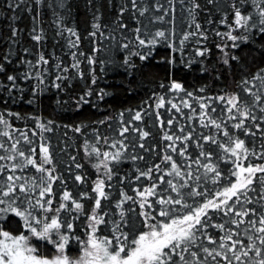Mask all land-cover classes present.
<instances>
[{
  "label": "snow or ice",
  "instance_id": "6c2138e0",
  "mask_svg": "<svg viewBox=\"0 0 264 264\" xmlns=\"http://www.w3.org/2000/svg\"><path fill=\"white\" fill-rule=\"evenodd\" d=\"M110 2L111 0H109ZM131 3L133 8H135L137 0H131ZM207 3L213 5L218 3V0H207ZM85 6L89 12H92L93 18L91 24L93 30L87 36L95 37L97 33L104 35L99 22L101 19L100 6L95 3V0H85ZM229 6L232 9L231 22H228L227 14L220 20V23L226 25L227 31H215V35L221 37L225 42L215 44V47L221 54L218 57L219 62L230 68L233 61L239 62L241 59L232 50L240 49L242 44L256 43L261 45V55L264 56V0H251V3H249V0H233ZM7 7L13 13H16L17 9H19L21 12L26 11L29 14L33 23L31 39L37 44L45 39L44 31L39 27L42 11L44 7L51 8L53 15L56 17L53 20L57 29L56 36L63 37L69 48L79 49L82 40L81 35L75 27H69L65 23V20L73 11L68 0H57L55 4L52 3V0H9ZM201 7L198 0H191L189 12L194 14ZM253 10L256 13L255 16L251 14ZM124 11L125 9L121 8L117 17V27L120 30L128 29V25L121 20ZM138 11L139 15L143 16L148 9L143 8L138 9ZM157 11H159V7ZM17 19L18 15L16 14L11 17L10 40L13 44L17 43L16 37L21 31L15 26ZM158 19L163 20V16L158 17ZM193 23L195 24L196 32L184 33L178 43L172 40V36L175 33H166L164 30H157L151 39L142 38L139 35L141 29L137 27L133 30L137 33L134 39H128L127 42L119 43V49L125 50V54L120 56L119 59L107 62L101 61V64L112 65L113 71L122 77L120 86L131 94L137 84V73L142 76L145 68L153 66L155 57L152 50L158 44L162 43L170 51L167 56L159 61H155V63L166 65L165 77L168 80L167 90L175 93L183 92L186 96L193 97V93L188 91L183 83L176 78L177 73L180 71H199L201 75L207 74L209 67L206 61L212 51L211 47L201 45L194 49V55L190 57L186 55L185 42L189 41L191 36L195 35L200 37L196 41L197 44H201V40L207 41L209 39L207 30L201 31V24L196 22L195 15H193ZM208 23L212 24L213 20L209 18ZM107 38L111 39L113 37L109 36ZM228 41H231V44ZM144 49H148V51H144ZM98 50L93 49L94 52ZM24 53L28 54L29 49L25 48ZM13 55V50L9 49L8 54L0 58V75H3V79L0 80V102L4 104L23 102L27 105H37L42 102V95L54 87L57 89L55 97L56 104L62 107L69 103L68 100L60 99L59 94L68 90L71 87V80L76 77L61 74L67 72L69 69L68 67L61 66L58 57H54L57 60V63L54 65L57 69V74L54 76V79L46 83L49 70L42 68V66L49 65V58L43 53L38 54L35 61L27 59L26 56L21 57L18 63L24 65V70L19 73L8 74L7 66L13 62L11 58ZM79 55L83 56L84 53L80 51ZM71 56L74 60L71 67L76 69L79 78L84 80L85 74L80 71L81 61L77 59V52H72ZM197 57L200 59H197ZM86 60L89 65H95L97 63L94 56H87ZM137 60L140 63H137ZM89 71L91 78L86 81L83 94L70 97L77 111H80L84 106L99 108L100 103L106 97L112 95L105 88L93 87L97 85L99 77L96 75L94 69H90ZM101 71L103 72L104 68ZM260 72L264 73V69H261ZM253 78L264 80V76L260 74H257ZM30 80H35L36 83L28 89L25 85ZM65 81H68V83H64ZM244 83L247 84L248 81L245 80ZM160 87L164 88L166 85L161 82ZM199 91L204 92L205 88L201 87ZM244 91L254 97V105L260 104V95L253 93L248 88H245ZM2 93H7V98ZM207 99L212 100L214 98L207 97ZM215 99L220 101H225L226 99L228 119L237 120V114L241 117L237 123L232 125L233 128L238 131H243V134L246 136L255 135L244 124V121L249 119L253 122L256 121L257 117L252 112L254 105H250L247 101L241 103V98L235 94L227 97L219 96ZM183 103L185 107H190L186 100ZM164 104V97L160 96L156 107L162 108ZM199 106L203 110L201 112V125L204 127L211 125L222 132V135L227 138L225 143H220L214 136H203L204 142L216 144L225 154V157L218 158L224 159L226 163L234 164L236 170L232 172V175L235 177L234 183L226 186L218 194L217 199H208L207 202H202L197 207H193L187 203L183 199L184 194L178 190L172 180H168L166 183L176 193V197H158L156 184L146 187L143 190L137 189L136 194L140 197L139 200L121 191L119 198L115 202L116 209L120 210V220H112L109 212L105 211L106 205L103 202L110 200L112 195L110 190L113 187L111 181H113V178L116 177L120 183H123L124 179H126L125 177H120L118 170L110 166L113 163L119 164L121 162L123 151H116L114 153L107 151L101 152L94 145L87 144L85 145V155L89 158L95 155L97 161H99V163L94 165L99 173L98 178L92 181L90 188L80 191L76 195L71 190H64L56 201L57 206L53 207L54 198L57 195L53 191V184L56 180H61V183L65 185L68 180L84 185L88 183L87 176L83 172L70 174L68 177L54 176L53 172L55 169H48L44 166L45 164H52V156L46 145L42 144L40 146L42 163L38 164L36 159H33L31 156H26L24 151L19 150V140L13 142L11 144V152L14 155H8L7 157L0 155V161L8 160L13 163L10 167L7 165L0 166V175H3L5 169L13 174L17 170L22 172L28 165H31L37 172L43 173L44 175L40 178L39 182L32 180L30 183L17 184V181L22 180L23 177L9 174L6 176V183L0 187V264H193L185 255L187 253L192 257L197 256V252L191 250L193 246L202 249V252L205 254L203 258L204 264H207V258L209 257L213 261L220 258L226 261L227 264H232L233 259L238 264H248V261H252V264H264V213L261 214L258 220L259 227H256L257 221L250 219L252 227L259 234V244L256 243V240L252 236H248V240L250 241L248 244H241L239 240H233V236L237 235V233H232L231 231L227 236L222 238L223 242L219 244L220 250L210 249L196 244L198 236L204 233L209 221L212 219L210 212L223 213L224 216L232 213L238 217H250V215H256L255 210L251 213L247 210L235 211V205L240 203L242 199L249 204L252 203V200L248 197L250 192H256L260 199L264 200V163L243 166L242 161L247 160L250 155V149L246 146L245 140L230 133L226 125L222 127V123H218L216 119L209 116L207 109L211 107L210 104L200 102ZM172 107L177 111L180 110L176 104H172ZM212 111L215 112L216 109L212 108ZM260 111L264 112V107H261ZM6 115L15 117L16 119L25 118L20 112L8 111ZM204 117H208L207 123ZM31 118L37 121L36 127L41 129V131H51V128L47 127L45 123L40 122L39 117L32 116ZM141 118V113L137 111L133 119L139 121ZM103 122L100 121V123ZM51 123L52 121H48V124ZM168 123L171 124V120ZM261 123H264V117H261ZM161 125L163 126V121H161ZM82 127L84 125H78L74 131L80 132ZM256 127L257 130H260V125H256ZM11 128L12 125L5 118V114L0 113V136L8 137L11 140L12 137L9 132ZM128 131L129 128L124 127L120 135L123 136ZM136 131H139V129H136ZM148 135V132L140 131L141 140L146 139ZM21 136L25 143H31L25 132H21ZM163 139L172 142V144L168 145V147H171L172 152H178V155L184 156L187 148L183 147L178 151L174 146L175 141L180 140L183 143L184 141L191 140L192 137L191 135L174 137L165 132ZM97 143H99V137L97 138ZM105 143H107L106 140ZM117 143L120 149L126 150L123 142ZM117 143H113L111 147L116 148ZM139 147L145 148V145L140 143ZM0 149H3L5 152L9 151L2 143H0ZM31 152L35 153L36 149L32 148ZM251 154L255 155L254 152ZM17 156L24 161L22 165L15 163ZM199 156L203 157V160L211 161L213 153L202 150ZM228 157L231 159H227ZM256 158L264 159V152L256 156ZM72 159L75 160V157H72ZM132 159L143 160L144 157L142 155L133 156ZM163 160L169 163L171 167V171L165 173V175L174 174L180 177L181 180H184L177 163L172 159L171 155H164ZM194 162L198 166L202 163L199 159ZM202 166L205 174H210L209 178L212 179L213 183L220 180L221 171L213 163H204ZM75 167L79 169L83 165L77 162ZM101 169H103L102 172L100 171ZM154 169L157 172L160 171V165L156 164L154 168L148 167L146 170L139 171L136 179L145 177L152 180ZM188 176L190 178L191 173H188ZM159 180L161 183L165 182L163 176L159 177ZM184 187H190L186 180L180 185V188ZM37 189L38 192L36 191ZM20 194L23 195L21 196ZM187 195L189 197H195L200 196L201 193L193 189ZM149 197H157V199L149 202ZM84 201H89L90 203L86 206ZM129 201L132 204H138L141 211L137 215L143 218L142 223L148 229L147 231L140 232L139 235L133 233L132 230L135 228V223L130 216L126 215L127 212L135 211L134 208H124V204ZM154 203L159 204L160 207L158 209L154 208ZM177 205L180 208H188L190 211L181 216L173 217L172 213L179 211L176 208ZM62 212L65 213L64 216H61ZM40 213H43V216ZM48 213H52V215L49 216ZM81 216L86 218L87 224V238L84 240L76 233L73 224V221L79 219ZM157 216L170 219V222H160L157 220ZM12 217H16L19 221L23 222L21 226L24 231L18 235L12 234L11 230H6L7 225L12 223ZM106 217H109V219H106ZM154 220H157V222L150 223V221ZM110 222L112 224L111 237L103 236L101 225L107 227ZM232 223L239 227L244 221L233 220ZM213 226L221 231L224 230L223 224ZM98 232L101 235H97ZM33 239L38 243H33ZM73 240L77 241L82 250V255L78 258H73L69 254V245ZM207 240L209 244L216 243L211 236H208ZM41 243L45 247L48 245L52 246L54 254L51 257L44 256L40 253ZM238 245L240 246L238 247ZM229 252L232 254L231 259L227 255ZM250 253L254 255V259L250 256ZM195 264H201V260H196Z\"/></svg>",
  "mask_w": 264,
  "mask_h": 264
},
{
  "label": "trees",
  "instance_id": "16d2710c",
  "mask_svg": "<svg viewBox=\"0 0 264 264\" xmlns=\"http://www.w3.org/2000/svg\"><path fill=\"white\" fill-rule=\"evenodd\" d=\"M9 0H0V58L8 54L9 49H12L14 55L12 63L9 64L8 74L19 73L24 70V65L19 64L18 61L21 57L26 56L27 59L35 61L38 54L43 53L49 58V65H44L42 68L49 70V74L46 83L54 79L57 74L55 63L57 60L54 57L59 58V62L62 67H68L67 72L61 73L62 75L73 77L71 80V87L65 92L59 94L60 99L68 100L69 103L58 106L55 101L57 89L54 87L46 91L41 97V103L37 105H27L23 102L4 104L0 102V113L5 114V118L12 125L9 130L12 139L8 137L0 136V143L5 145L9 151L5 152L0 149V155L7 157L8 155H14L11 152V144L16 140H19L18 148L24 151L26 156H31L36 159L37 163H42L40 146L46 145L49 148V153L52 156V164H45L48 169H55L54 176L68 177L70 174L83 172L87 178L88 183L80 185L68 180L67 184L61 183V180H56L53 184V191L57 195L54 198L53 207H56V201L59 199V195L64 190H71L74 195L78 192L87 190L91 187L92 181L98 178L99 173L94 167L97 161L95 155L91 158L85 155V145H94L99 148L101 152L114 153L116 151H123V157L119 164L113 163L110 166L118 170L120 177H125L123 183L118 182L114 177L111 183L113 184L110 190L112 195L109 201H104L106 205L105 211L109 212L112 220L119 221V209H116L115 202L119 198L121 191L126 192L128 195L139 200L136 190H143L153 184L157 185L156 191L158 197L168 198L169 196L176 197V193L173 192L170 186L166 183L168 180L177 186L178 190L184 194L183 199L193 207L199 206L202 202H207L208 199H217L218 194L224 190L226 186L235 182V177L232 172L235 171V165L232 163H226L224 159L218 157H225L223 151L217 147L216 144L205 143L203 136H214L220 143H225L227 138L222 135V132L215 127L209 125L204 127L201 125V112L200 102L210 104L211 107L207 109L209 116L216 119L218 123H222V127L227 126V130L235 136H239L245 140V144L250 149V155L247 160L242 161L243 166L249 164L255 165L264 163V159H257L256 156L264 152V123H261V117H264V112L260 111L261 107H264V80L254 79L257 74L264 76L260 70L264 69V56L261 55V45L256 43L242 44L240 49H233L232 51L238 54L241 59L239 62L233 61L231 67H226L219 62L218 57L221 55L219 50L215 47V44L224 43L221 37L215 35V31L224 32L227 31L225 24L220 23L221 18L227 14L228 22L232 20V9L229 6L233 0H218V3L209 5L207 0H198L201 4V9H197L196 12L190 13L191 0H137V5L133 8L131 0H95V3L100 6V24L101 31L104 35L97 33L95 37H88L87 34L92 31L91 24L93 22L92 12H89L85 6V0H68L71 4L73 11L71 15L65 20V23L69 27H75L82 37L79 49H71L67 46V42L63 37L56 36V25L53 20L56 18L53 15V11L49 7H44L42 16L40 18L39 27L43 29L45 39L39 44L31 39V29L33 23L29 14L21 12L17 9L16 13H13L11 9L7 7ZM57 0H52L55 4ZM251 3V0H249ZM159 7V11L157 8ZM124 8V14L121 20L128 25V29L120 30L117 27V17L120 13V9ZM147 8L143 16L139 15L138 9ZM59 11V9H57ZM165 13H167L165 15ZM16 14L18 19L15 21V26L21 30L16 37L17 43L13 44L10 40L12 23L11 17ZM256 15L253 10L251 13ZM193 15L197 23L201 24V31L207 30L209 39L207 41L201 40V44H197L196 41L200 39L198 36H191L189 41L185 42L186 55H194V49L201 45H207L211 47L212 51L209 54L206 61L209 72L201 75L199 71L177 73L176 78L183 83L184 87L193 93V97H188L185 93H175L167 90L168 80L165 77L166 65L156 64L155 61L161 60L167 56L170 49L165 47L162 43L158 44L154 48L153 55L155 61L153 66L144 69V74L141 76L137 73V84L131 94L120 86L122 77L113 71L112 65L101 64V61H111L119 59L120 56L125 54V50L119 49L120 42H127L128 39H134L137 35L133 30L137 27L141 29L139 35L145 39H151L157 30H164L166 33H175L172 36V40L178 43L182 39L183 34L186 32H196L195 24L193 23ZM163 16V20H159L158 17ZM213 20L212 24L208 23V19ZM235 34V33H234ZM113 37L111 39L107 37ZM87 37V38H85ZM231 44V41H228ZM29 49V53L25 54L24 49ZM99 49L93 51V49ZM77 52V59L81 61L80 71L85 74V79L81 80L77 75L76 69H73L71 65L74 60L71 56L72 52ZM84 53L83 56L79 55V52ZM148 51V49H144ZM178 55V54H176ZM94 56L97 63L95 65H89L86 57ZM197 59H200L197 57ZM137 63H140L137 60ZM104 68L102 72L101 69ZM90 69H94L96 75L99 77L97 85L93 86L102 87L112 93L111 96L106 97L101 103L99 108H93L90 106H84L80 111L76 110L74 102L71 100L73 95H82L85 90L86 81L90 80ZM219 77V78H217ZM3 79V75H0V80ZM248 83L245 84L244 81ZM7 82V81H5ZM163 82L166 87H160ZM35 80L26 82L25 87L28 89L35 84ZM64 83H68L65 81ZM205 88L204 92H200L199 89ZM245 88L251 89L253 93L261 96L259 105H254V97L244 91ZM27 94V93H26ZM238 95L241 98V103L247 101L252 107L253 114L257 117L253 122L251 119L244 121L245 127L250 129L255 135H244L243 131H238L232 127L238 122L241 117L237 114V120L228 119L227 103L215 99L219 96ZM7 98V93H2ZM160 96L164 97L165 104L162 108H157L156 104ZM207 97H213L214 99L208 100ZM203 98V99H202ZM187 101L190 107H185L183 101ZM171 101V103H169ZM172 104H176L180 109L177 111L172 107ZM212 108L216 111L213 112ZM8 111L20 112L25 116L24 119H16L15 117H9L6 115ZM139 111L141 113V120L137 121L133 119L135 113ZM235 114V113H234ZM32 116L40 118V122L45 123L47 127L51 128V131H41L36 127L37 121L32 119ZM207 123L208 117H204ZM171 120V124L168 121ZM48 121H52L48 124ZM100 121H104L100 123ZM163 121V126L161 125ZM78 125H84L80 132L74 131ZM256 125H260V130H257ZM124 127H128L129 131L123 136L120 135L121 130ZM139 129V131H136ZM183 129V131H181ZM140 131H146L149 133L148 137L144 140L140 139ZM21 132H25L31 141V143H25ZM174 137H184L191 135L192 139L184 141L176 140L174 146L179 151L181 148L186 147L187 151L184 156L178 155V152H172L171 141H165L163 139L164 133ZM35 133V135H33ZM99 137V143L97 138ZM105 140L107 143H105ZM117 142H123L126 146V150H122ZM117 143V147L113 148L111 145ZM143 143L145 148H140L139 144ZM199 145V146H198ZM35 148L36 152H31V149ZM211 151L213 157L211 161L203 160V157L199 156L201 151ZM254 152L255 155L251 153ZM144 157L143 160H133V156ZM164 155H171L172 159L177 163L181 176L165 175V173L171 171L170 164L163 160ZM75 157V160L72 159ZM201 160L200 166L194 161ZM227 159H231L228 157ZM83 165L82 168L77 169L76 163ZM13 162L8 160L0 161V166H11ZM15 163L22 165L24 161L17 156ZM213 163L218 170L221 171V178L218 182L213 183L209 178L210 174H205L203 164ZM159 164L160 171L153 172L152 180L145 177L136 179L139 175V171L146 170L148 167H153ZM101 172L103 169L100 170ZM188 173H191L189 178ZM13 174L5 169L3 175H0V187L6 183V176ZM13 175H19L23 177L22 180L17 181V184L36 180L39 182L43 173L37 172L34 167L28 165L21 172L17 170ZM259 175V174H258ZM164 177V183H161L159 177ZM199 177V179H197ZM187 181L190 187L180 188V185ZM195 189L201 193L200 196L189 197L187 194ZM38 192V189L36 190ZM21 196L23 194H20ZM248 197L252 200V203H247L243 199L240 203L235 205V211H249L250 213L255 210L256 215L238 217L230 213L228 216H224L223 213L210 212L212 219L203 234L197 238V245L208 247L210 249H219V244L223 242L222 238L227 236L229 232L237 233L233 236V240H239L241 244H248V236H252L256 243L258 241V233L252 227L250 219L257 221L256 227H259L258 220L262 213H264V200H261L256 192H250ZM157 197H149V202H153ZM222 199V198H221ZM86 206L90 203L84 201ZM231 203V201H230ZM154 208H159L160 205L154 203ZM125 209L134 208V212H127L126 215L132 218L135 223V228L132 230L134 234L139 235L142 231H147L142 223L143 218L138 216L137 213L141 211L138 204H132L131 201L124 204ZM179 211L172 213L173 217L181 216L188 213V208H180L176 206ZM148 210V209H145ZM150 211V210H149ZM43 216V213H40ZM52 215V213H48ZM65 213H61L64 216ZM109 219V217H106ZM12 223L7 225L6 230H11L12 234L18 235L24 231L22 228V221L18 218L12 217ZM160 222H170V219L158 217ZM157 220L150 221V223H156ZM233 220H243L244 223L237 227L232 223ZM76 233L82 240L86 239V218L81 216L79 219L73 221ZM223 224L224 230L221 231L213 225ZM39 227V226H37ZM103 230L102 235L111 237V222L108 226L101 225ZM127 231V229H125ZM27 235V233H25ZM97 235H101L100 232ZM211 236L216 243L209 244L207 237ZM131 239V235H130ZM33 243H38L33 239ZM240 245H238L239 247ZM69 254L76 258L82 252L80 245L77 241L73 240L69 245ZM192 251L197 252L196 257H192L189 254H185L187 258L195 264L196 260H201V264H204L203 258L205 254L202 249L193 246ZM40 253L44 256H52L54 249L51 245L45 247L42 243L40 245ZM229 258H232V254L227 253ZM250 256L254 255L250 253ZM245 259V258H242ZM207 264H227L226 261L217 258L213 261L210 257L207 258ZM232 264H238L234 259ZM248 264H252V261H248Z\"/></svg>",
  "mask_w": 264,
  "mask_h": 264
},
{
  "label": "rangeland",
  "instance_id": "374dc122",
  "mask_svg": "<svg viewBox=\"0 0 264 264\" xmlns=\"http://www.w3.org/2000/svg\"><path fill=\"white\" fill-rule=\"evenodd\" d=\"M54 254V253H53ZM80 255H82V252L80 253ZM80 255H78V257L80 256ZM51 257V256H50ZM78 257H76V258H78Z\"/></svg>",
  "mask_w": 264,
  "mask_h": 264
}]
</instances>
